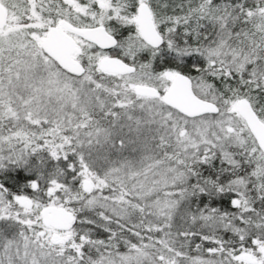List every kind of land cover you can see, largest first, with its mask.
I'll list each match as a JSON object with an SVG mask.
<instances>
[{
	"label": "snow or ice",
	"instance_id": "6c2138e0",
	"mask_svg": "<svg viewBox=\"0 0 264 264\" xmlns=\"http://www.w3.org/2000/svg\"><path fill=\"white\" fill-rule=\"evenodd\" d=\"M0 264H264V0H0Z\"/></svg>",
	"mask_w": 264,
	"mask_h": 264
}]
</instances>
